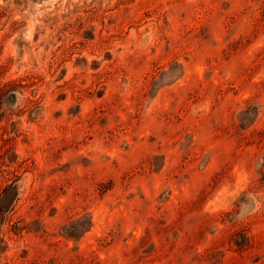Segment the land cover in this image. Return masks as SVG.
I'll return each mask as SVG.
<instances>
[{"label":"rangeland","instance_id":"374dc122","mask_svg":"<svg viewBox=\"0 0 264 264\" xmlns=\"http://www.w3.org/2000/svg\"><path fill=\"white\" fill-rule=\"evenodd\" d=\"M0 264H264V0H0Z\"/></svg>","mask_w":264,"mask_h":264}]
</instances>
